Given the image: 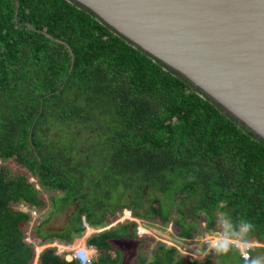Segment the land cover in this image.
Returning <instances> with one entry per match:
<instances>
[{"label": "trees", "instance_id": "trees-1", "mask_svg": "<svg viewBox=\"0 0 264 264\" xmlns=\"http://www.w3.org/2000/svg\"><path fill=\"white\" fill-rule=\"evenodd\" d=\"M36 184L60 193L56 209L74 204L70 231L37 228L38 243L67 246L83 218L105 226L127 209L185 239L219 231V218L223 234L264 253L263 141L69 0H0V264L34 262L26 230L44 205ZM135 227L87 238L90 264H122L114 241L135 238ZM149 240L134 264H244L235 247L199 259ZM68 251L45 247L37 264H80Z\"/></svg>", "mask_w": 264, "mask_h": 264}, {"label": "water", "instance_id": "water-1", "mask_svg": "<svg viewBox=\"0 0 264 264\" xmlns=\"http://www.w3.org/2000/svg\"><path fill=\"white\" fill-rule=\"evenodd\" d=\"M69 1L264 142V0Z\"/></svg>", "mask_w": 264, "mask_h": 264}, {"label": "rangeland", "instance_id": "rangeland-1", "mask_svg": "<svg viewBox=\"0 0 264 264\" xmlns=\"http://www.w3.org/2000/svg\"><path fill=\"white\" fill-rule=\"evenodd\" d=\"M11 168L14 170L15 165L12 163L10 164ZM35 180V179H30ZM36 188L38 189V194L40 198L43 200L44 205L39 209L35 210V214L31 215V219L29 222V225L27 226V236L28 239L30 238L31 242L36 245L35 247V258L33 264H36V259L40 253L41 250H43L45 247H55L57 252H62L64 250H69L68 253H64L65 258L69 259L72 256V250H74V247L77 245H81L84 242H86L87 238L92 236V234H95L97 232H101L103 230H108L109 227H116L118 223H123L126 221H134L136 223L135 227V235L136 237L133 239H119L115 240V244L119 250L122 251V264H134L135 260L137 259V253L139 248V242L142 240L145 236L150 237L149 244H146L147 246H150L154 244L156 241L163 242L167 244L168 246L175 245L180 250V252L186 254L189 258H199L202 259L207 253L211 252L212 249L209 247L203 245V240L206 239V236H209V238L212 240L215 237H224L227 236L230 240H236V238H230L228 235L223 234V231L226 230V226L221 224V220L218 218L217 223L220 224L219 231L214 232H205L195 235V237L191 239H185L177 237L174 233L173 225L172 223H169L166 226H161L160 224L152 221L142 220L138 218H134L131 216V213L129 210L124 209L121 212H118L117 218L113 220L111 223L90 228H85V230L82 232L81 236L77 237L75 241H73L69 245H64L60 243L57 240H52L51 242L41 243L36 242L32 240L31 234L34 232L35 229L40 228L42 232H58L62 231L64 229H68V226L71 225L70 221L72 219V214L74 211V204H68L66 207H60L59 209H56V207L53 206L51 196L53 194L60 196V193L57 194V192L49 190L47 187H41L40 185L36 184ZM20 208L26 209L25 206H21ZM87 223V222H86ZM110 227V228H111ZM90 228V229H88ZM206 228V222L201 221L200 222V229ZM90 231V232H88ZM74 236L75 233H72ZM239 236V235H238ZM144 243V242H143ZM256 246H259L261 244L253 242ZM94 253L93 256H95V251L91 252ZM112 254H114L112 252ZM261 257H264V253H260ZM216 261L219 263V258H215Z\"/></svg>", "mask_w": 264, "mask_h": 264}, {"label": "clouds", "instance_id": "clouds-1", "mask_svg": "<svg viewBox=\"0 0 264 264\" xmlns=\"http://www.w3.org/2000/svg\"><path fill=\"white\" fill-rule=\"evenodd\" d=\"M253 229L254 225L250 221L245 220L240 230L243 233L248 234L251 233ZM242 243L245 247L238 248L237 251L242 257L244 264H264V257L252 255V252L256 247L252 241L245 238L242 240ZM233 247L234 245L232 244V241L227 236L215 237L209 242V248L214 250L216 254H228L232 251ZM77 255L81 259V264H90V258L94 253L81 250Z\"/></svg>", "mask_w": 264, "mask_h": 264}, {"label": "built area", "instance_id": "built-area-1", "mask_svg": "<svg viewBox=\"0 0 264 264\" xmlns=\"http://www.w3.org/2000/svg\"><path fill=\"white\" fill-rule=\"evenodd\" d=\"M30 213L31 215L32 214H35V210H30ZM83 225L86 227H88V224L86 223V221L84 220L83 218ZM230 238H234V237H230ZM237 241L235 240H231L232 241V244L234 245V247L236 249L238 248H243L245 247V245L242 243V241H240L238 238H236ZM211 241V239L209 238V236H206V239L203 240V245L209 247V242ZM81 250H85L87 252H94L95 251V247L93 244H87L86 242H84L83 244L81 245H77L76 247H74V250H72V256H71V259H75L77 260L80 264H81V259L78 257V253L81 251ZM92 257V256H91ZM90 262H91V258H90Z\"/></svg>", "mask_w": 264, "mask_h": 264}, {"label": "crops", "instance_id": "crops-1", "mask_svg": "<svg viewBox=\"0 0 264 264\" xmlns=\"http://www.w3.org/2000/svg\"><path fill=\"white\" fill-rule=\"evenodd\" d=\"M90 227V226H89ZM88 229H90V228H88ZM77 238H75L74 239V241L76 240ZM71 259V257L69 258V259H67V260H70ZM36 264H37V259H36Z\"/></svg>", "mask_w": 264, "mask_h": 264}, {"label": "bare ground", "instance_id": "bare-ground-1", "mask_svg": "<svg viewBox=\"0 0 264 264\" xmlns=\"http://www.w3.org/2000/svg\"><path fill=\"white\" fill-rule=\"evenodd\" d=\"M88 232H90V231H88Z\"/></svg>", "mask_w": 264, "mask_h": 264}]
</instances>
